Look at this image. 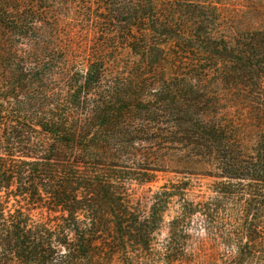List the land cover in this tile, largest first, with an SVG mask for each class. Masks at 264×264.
Masks as SVG:
<instances>
[{
    "label": "trees",
    "instance_id": "trees-1",
    "mask_svg": "<svg viewBox=\"0 0 264 264\" xmlns=\"http://www.w3.org/2000/svg\"><path fill=\"white\" fill-rule=\"evenodd\" d=\"M245 14L228 0H0V264H128L127 241L148 251L173 202V231L195 212L231 226L220 264L264 258V5ZM174 150L211 167L208 200L189 199L185 175L153 189L98 164Z\"/></svg>",
    "mask_w": 264,
    "mask_h": 264
},
{
    "label": "rangeland",
    "instance_id": "rangeland-1",
    "mask_svg": "<svg viewBox=\"0 0 264 264\" xmlns=\"http://www.w3.org/2000/svg\"><path fill=\"white\" fill-rule=\"evenodd\" d=\"M237 11L242 15L246 11L260 9L264 5V0H228ZM231 6V5H230ZM252 19L251 16L243 18L241 16V24L239 28L245 27L247 20ZM251 21V20H250ZM183 152L174 150L166 152L162 155L164 160H138L129 163H98L100 165H125L124 168L126 179L132 181L151 177L152 181L146 183L145 186L151 185L153 189L168 179L175 180L185 175L193 187V193L189 199L194 201L208 200L210 187L213 178L208 175L210 166L208 163H200L195 160H183ZM95 164V163H85ZM81 168V167H79ZM118 168V167H117ZM181 171V173H179ZM189 172V174H183ZM127 173V174H126ZM130 177V178H129ZM13 202L10 200V204ZM177 203H170V210L165 211L161 216L162 225L151 231L147 241L148 251L140 253L139 250L132 248L136 242H129L126 250L131 261L128 264H166L163 260L165 247L168 245L178 247L180 249L178 256L170 264H220L225 258L228 248L224 240V235L231 226L226 224L208 226V217L204 214L195 212L191 216L185 218V224L178 227L177 230L168 228V221L173 219L177 211ZM33 215L45 214L44 210L33 209ZM133 245V246H132ZM140 245V243H139ZM139 248V246H135ZM115 259L117 254H114ZM242 264H264L262 259H247Z\"/></svg>",
    "mask_w": 264,
    "mask_h": 264
}]
</instances>
